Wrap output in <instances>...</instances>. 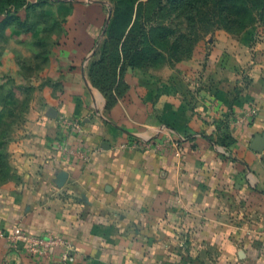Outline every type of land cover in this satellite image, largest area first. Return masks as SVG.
<instances>
[{
	"label": "crops",
	"instance_id": "1",
	"mask_svg": "<svg viewBox=\"0 0 264 264\" xmlns=\"http://www.w3.org/2000/svg\"><path fill=\"white\" fill-rule=\"evenodd\" d=\"M81 41L59 47L57 93L30 109L11 146L0 264H63L61 246L14 247L18 228L70 241L65 264H264V149L252 147L264 134V60L250 64L226 146L212 122L221 114L150 97L128 71L123 93V59L114 88L96 86L100 44Z\"/></svg>",
	"mask_w": 264,
	"mask_h": 264
},
{
	"label": "rangeland",
	"instance_id": "2",
	"mask_svg": "<svg viewBox=\"0 0 264 264\" xmlns=\"http://www.w3.org/2000/svg\"><path fill=\"white\" fill-rule=\"evenodd\" d=\"M81 40L100 44L113 70L121 47L123 93L128 71L150 97L170 92L195 113L221 114L212 122L228 146L250 64L264 60V0H0L2 184L30 109L57 93L59 47Z\"/></svg>",
	"mask_w": 264,
	"mask_h": 264
},
{
	"label": "built area",
	"instance_id": "3",
	"mask_svg": "<svg viewBox=\"0 0 264 264\" xmlns=\"http://www.w3.org/2000/svg\"><path fill=\"white\" fill-rule=\"evenodd\" d=\"M174 146L180 151L179 142L175 141ZM8 238L14 247H17L18 243L23 241L28 244L30 251L41 255L47 254L52 247L61 246L64 248V252L61 256V262L65 264L75 260L73 244L67 239L59 236L45 234L35 237L30 235L27 231L18 228L16 231L9 234Z\"/></svg>",
	"mask_w": 264,
	"mask_h": 264
},
{
	"label": "trees",
	"instance_id": "4",
	"mask_svg": "<svg viewBox=\"0 0 264 264\" xmlns=\"http://www.w3.org/2000/svg\"><path fill=\"white\" fill-rule=\"evenodd\" d=\"M115 50L118 55V63L121 59H123L122 57L120 58L121 47H116ZM103 55L104 54L102 50H100V58L93 62V72L91 76L93 83L96 86L102 88L105 92H109L114 88L117 80L115 74L116 68L113 70V65L110 66L109 62H107L106 59L103 58ZM117 63L114 66H116Z\"/></svg>",
	"mask_w": 264,
	"mask_h": 264
},
{
	"label": "water",
	"instance_id": "5",
	"mask_svg": "<svg viewBox=\"0 0 264 264\" xmlns=\"http://www.w3.org/2000/svg\"><path fill=\"white\" fill-rule=\"evenodd\" d=\"M252 147L255 150L261 151L264 149V134L263 135H257L252 143Z\"/></svg>",
	"mask_w": 264,
	"mask_h": 264
}]
</instances>
